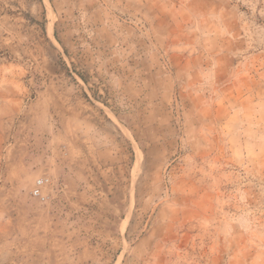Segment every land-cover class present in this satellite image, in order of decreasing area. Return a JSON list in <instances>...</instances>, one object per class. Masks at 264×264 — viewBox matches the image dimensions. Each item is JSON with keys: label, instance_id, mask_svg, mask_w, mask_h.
Returning <instances> with one entry per match:
<instances>
[{"label": "rangeland", "instance_id": "obj_1", "mask_svg": "<svg viewBox=\"0 0 264 264\" xmlns=\"http://www.w3.org/2000/svg\"><path fill=\"white\" fill-rule=\"evenodd\" d=\"M0 264H264V0H0Z\"/></svg>", "mask_w": 264, "mask_h": 264}, {"label": "built area", "instance_id": "obj_2", "mask_svg": "<svg viewBox=\"0 0 264 264\" xmlns=\"http://www.w3.org/2000/svg\"><path fill=\"white\" fill-rule=\"evenodd\" d=\"M49 184V177L42 175L35 180L34 186L31 189V195L33 197L41 196V190Z\"/></svg>", "mask_w": 264, "mask_h": 264}]
</instances>
